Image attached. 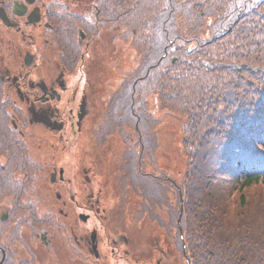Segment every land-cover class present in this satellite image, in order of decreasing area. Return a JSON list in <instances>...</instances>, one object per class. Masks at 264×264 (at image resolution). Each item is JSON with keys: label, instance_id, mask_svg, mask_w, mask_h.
<instances>
[{"label": "trees", "instance_id": "trees-1", "mask_svg": "<svg viewBox=\"0 0 264 264\" xmlns=\"http://www.w3.org/2000/svg\"><path fill=\"white\" fill-rule=\"evenodd\" d=\"M95 25L133 57L76 134L84 161L119 145V216L134 197L131 227L176 228L184 264H264V0H98ZM153 100L181 121L178 178L157 169Z\"/></svg>", "mask_w": 264, "mask_h": 264}, {"label": "flooded vegetation", "instance_id": "flooded-vegetation-1", "mask_svg": "<svg viewBox=\"0 0 264 264\" xmlns=\"http://www.w3.org/2000/svg\"><path fill=\"white\" fill-rule=\"evenodd\" d=\"M96 3L0 0V264L185 263L176 228L120 227L118 208L99 214L105 190L118 183L114 165L98 170L78 143L66 159L67 134L76 136L82 121L86 132L102 103L93 89L88 102L84 93ZM77 57L83 65L70 87L67 67ZM86 165L97 174L83 178ZM114 214L116 227H100Z\"/></svg>", "mask_w": 264, "mask_h": 264}, {"label": "rangeland", "instance_id": "rangeland-1", "mask_svg": "<svg viewBox=\"0 0 264 264\" xmlns=\"http://www.w3.org/2000/svg\"><path fill=\"white\" fill-rule=\"evenodd\" d=\"M85 4H89L90 2H98V0H83ZM114 35V31H105V32H96L97 43L95 53L89 63V78L88 83L85 84L84 93L87 96L86 101L88 102V97L90 96L91 89L94 90L95 95L101 94L102 91H105L106 86H111L118 81V74L123 70L129 68L133 65V57L128 50H124L116 47L112 44L111 39ZM76 59V58H75ZM73 59V61H75ZM70 64V62H69ZM70 64L67 68L70 70V75H72V79L70 80L69 86H74L77 75H73L74 71ZM105 86V88H104ZM104 88V89H103ZM77 96L80 94V90H77ZM98 101V100H97ZM100 101V100H99ZM78 99L76 100V104L74 105L77 108ZM151 112L159 119H161V125L159 128V142H160V152L158 156V165L157 169L168 173L169 175L178 178L180 177L185 170V158L182 157L181 151L179 149V125L180 119L174 114L158 109V103L156 100L151 102ZM90 128L91 125L95 122V115L91 117V119L85 120V125ZM79 132L77 133V136ZM77 138L75 135L67 134V148H66V159L73 160L74 155L77 153L76 149ZM84 146V145H83ZM85 149V146L83 147ZM119 152V145L114 142H110L104 152L98 156L92 157V161H97L99 164L98 170H102V167L106 164L110 166L114 164L113 156ZM90 154L89 151H87ZM82 159V156H80ZM102 166V167H101ZM89 176L93 174H97V172L92 173L91 168H89ZM83 178H85V175ZM102 183V191H104L105 187L108 185L106 180H103ZM94 183V182H93ZM116 185V184H114ZM113 185V186H114ZM94 186V184H93ZM84 192V188L82 189ZM105 193L102 198L103 208L105 211L109 213V211L115 210L117 208L118 199L116 198L113 191L105 190ZM126 211H125V219L120 220V227H131V219L129 216L130 213L135 209L136 199L134 197H130L128 202L126 203ZM119 211V209H117ZM110 216V215H109ZM124 216V215H123ZM117 215L110 216L107 219H103L100 227H111V224L114 223V220L117 219ZM130 219V221H129ZM108 225V226H107ZM140 227H155L150 225L147 221H144ZM163 240V239H162ZM164 244V243H163ZM178 249V242L176 243V250ZM179 251V250H178Z\"/></svg>", "mask_w": 264, "mask_h": 264}, {"label": "water", "instance_id": "water-1", "mask_svg": "<svg viewBox=\"0 0 264 264\" xmlns=\"http://www.w3.org/2000/svg\"><path fill=\"white\" fill-rule=\"evenodd\" d=\"M180 203H181V207H180V215H181V213H182V199L180 200ZM179 220H180V217L178 219V222H179Z\"/></svg>", "mask_w": 264, "mask_h": 264}]
</instances>
